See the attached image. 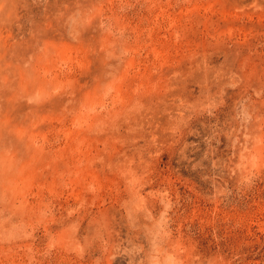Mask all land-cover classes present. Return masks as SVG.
I'll return each mask as SVG.
<instances>
[{
  "label": "rangeland",
  "instance_id": "obj_1",
  "mask_svg": "<svg viewBox=\"0 0 264 264\" xmlns=\"http://www.w3.org/2000/svg\"><path fill=\"white\" fill-rule=\"evenodd\" d=\"M0 264H264V0H0Z\"/></svg>",
  "mask_w": 264,
  "mask_h": 264
}]
</instances>
